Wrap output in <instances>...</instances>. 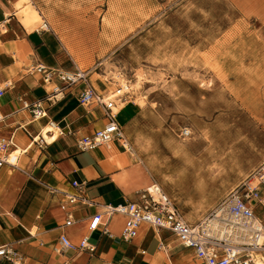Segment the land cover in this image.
<instances>
[{
  "label": "rangeland",
  "instance_id": "obj_1",
  "mask_svg": "<svg viewBox=\"0 0 264 264\" xmlns=\"http://www.w3.org/2000/svg\"><path fill=\"white\" fill-rule=\"evenodd\" d=\"M26 4L49 23L61 67L88 70L108 96L130 86L112 99L117 112L127 101L142 107L123 126L131 163L191 222L264 162V0H18L16 7ZM184 127L193 132L186 140Z\"/></svg>",
  "mask_w": 264,
  "mask_h": 264
},
{
  "label": "crops",
  "instance_id": "obj_2",
  "mask_svg": "<svg viewBox=\"0 0 264 264\" xmlns=\"http://www.w3.org/2000/svg\"><path fill=\"white\" fill-rule=\"evenodd\" d=\"M17 1L0 0V85L11 83L0 99V112L5 116L0 131L15 135L16 154H22L20 168L4 166L0 170V245L13 243L25 254L26 264H203L194 250L183 246L169 230L145 224L137 237L125 240L121 236L125 218L119 214L108 221L111 234L101 228L88 230L91 216L102 212L105 204L137 199V192L152 178L133 167L130 159L134 157L119 140L90 152L77 148L79 136L107 123L102 107L79 102L81 86L67 88L54 103L46 101L45 118L34 120L30 110L22 106L20 98L34 101L44 97L48 88L31 69L40 62L61 67V62L50 42L49 30L37 29L42 23L39 15L28 4L17 9ZM54 106L57 108L51 110ZM141 110L136 102L127 101L118 111V121L126 113L124 123L119 121L126 127ZM50 120L63 134L57 127L51 128ZM49 127L50 140L44 134ZM41 138L45 142L40 146L37 141ZM71 180L84 182L83 195L89 204L73 207L74 224L64 226L67 212L60 207L63 194H51L49 187L74 191ZM33 226L38 227L34 235ZM62 233L76 243L88 235L89 242L95 245L94 253L59 252ZM161 241L166 248L160 246ZM0 264L10 263L0 259Z\"/></svg>",
  "mask_w": 264,
  "mask_h": 264
},
{
  "label": "built area",
  "instance_id": "obj_3",
  "mask_svg": "<svg viewBox=\"0 0 264 264\" xmlns=\"http://www.w3.org/2000/svg\"><path fill=\"white\" fill-rule=\"evenodd\" d=\"M49 26V23L43 20L39 29L49 30ZM31 72L39 74L42 84L45 88L48 87L44 97L25 106L34 120L47 117L46 101L54 103L57 96L67 88L81 86L79 102L85 106L96 104L102 107L107 116V123L90 134L79 136L76 140L77 148L82 152H90L101 145H109L114 140H122L124 130L118 121V112L114 111L116 101L98 90L88 70L77 67L71 71L40 62ZM10 85V82L0 85V99ZM4 118L0 112V124ZM48 123L57 124L53 120ZM60 133L63 134L61 129ZM192 134L189 127L180 131V136L185 140ZM34 139L33 137L32 143L35 142ZM37 142L41 146L45 140L41 138ZM16 150L15 135L8 136L0 131V170L4 166L17 168L20 154H16ZM83 184L84 182L71 180L70 185L74 191L49 187L51 194H63L60 207L67 212L64 226L74 224L73 207L89 204V200L83 195ZM137 196L135 200L105 204L102 212L91 216L88 230L101 228L104 233L111 234L108 221L119 214L125 218L121 234L125 240L137 237L142 226L147 224L156 230L165 229L172 232L183 246L194 250L196 257L203 264H264V219L261 216V212H264V162L251 173L249 179L229 191L209 214L197 222L188 220L177 202L154 179L148 186L139 190ZM37 230L38 227L33 226L31 234H36ZM160 246L166 248L162 241ZM57 250L94 253L95 245L89 242L88 235L76 243L67 234L62 233ZM0 259L10 264H26L25 254L13 243L0 245Z\"/></svg>",
  "mask_w": 264,
  "mask_h": 264
},
{
  "label": "bare ground",
  "instance_id": "obj_4",
  "mask_svg": "<svg viewBox=\"0 0 264 264\" xmlns=\"http://www.w3.org/2000/svg\"><path fill=\"white\" fill-rule=\"evenodd\" d=\"M41 25H43V21H42V23H41ZM3 27V26H2ZM141 79V78H140ZM140 81V80H139ZM139 83V82H138ZM122 90L126 93V92H129L130 90H131V88H130V86L128 85V84H125L124 85V87H123V89H121V90H118L116 93H113V94H111V96H110V98H114V97H117V96H121L122 94H125V93H122ZM20 100L22 101V106L23 107H25V106H27V105H29V104H31V103H33L34 101H36V100H34V101H28V100H26V99H21L20 98ZM117 108V103H116V106H115V108H114V111H115V109ZM50 126H51V128L52 129H55L56 127H57V129L59 130V132H60V127L57 125V124H50V123H48ZM47 128V127H46ZM50 127L44 132V134H45V136L48 138V140H50V138L47 136V133L48 132H50V131H52V129H51ZM126 138V136H125V134L123 135V138H122V140L120 141V142H122L123 144H125L124 143V139ZM38 139V138H37ZM52 141V140H51ZM20 156H22V154L20 155ZM230 158H232V157H230ZM19 163H20V161L18 162V166H19ZM17 166V167H18ZM189 169H192V170H194V166L192 165V167L190 168V166H189ZM194 172L192 171L191 173H187L185 176H188V175H191V174H193Z\"/></svg>",
  "mask_w": 264,
  "mask_h": 264
}]
</instances>
